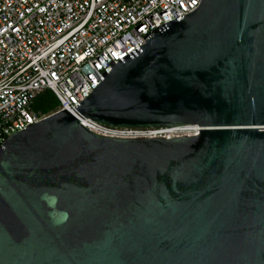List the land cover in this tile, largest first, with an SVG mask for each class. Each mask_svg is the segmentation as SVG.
<instances>
[{"label": "water", "instance_id": "1", "mask_svg": "<svg viewBox=\"0 0 264 264\" xmlns=\"http://www.w3.org/2000/svg\"><path fill=\"white\" fill-rule=\"evenodd\" d=\"M142 38L1 142L0 264H264V0H201Z\"/></svg>", "mask_w": 264, "mask_h": 264}, {"label": "built area", "instance_id": "2", "mask_svg": "<svg viewBox=\"0 0 264 264\" xmlns=\"http://www.w3.org/2000/svg\"><path fill=\"white\" fill-rule=\"evenodd\" d=\"M200 1L0 0V145L49 115L33 107L43 90L54 92L57 111H70L101 81L100 71L108 73L110 60L116 63L145 42L144 34L181 19ZM82 124L114 137L198 134L182 126L114 127L87 117Z\"/></svg>", "mask_w": 264, "mask_h": 264}, {"label": "trees", "instance_id": "3", "mask_svg": "<svg viewBox=\"0 0 264 264\" xmlns=\"http://www.w3.org/2000/svg\"><path fill=\"white\" fill-rule=\"evenodd\" d=\"M33 107L43 114H51L59 108V101L52 90L45 89L34 99Z\"/></svg>", "mask_w": 264, "mask_h": 264}, {"label": "bare ground", "instance_id": "4", "mask_svg": "<svg viewBox=\"0 0 264 264\" xmlns=\"http://www.w3.org/2000/svg\"><path fill=\"white\" fill-rule=\"evenodd\" d=\"M165 128H168V127H156V129H161V130H168V129H165ZM182 128H184V129H192V130H194L195 132H197V127H185V126H182Z\"/></svg>", "mask_w": 264, "mask_h": 264}]
</instances>
